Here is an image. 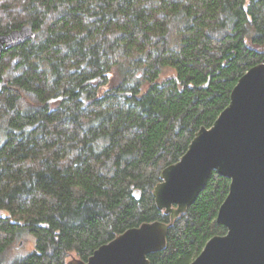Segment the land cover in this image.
Wrapping results in <instances>:
<instances>
[{
    "label": "trees",
    "instance_id": "1",
    "mask_svg": "<svg viewBox=\"0 0 264 264\" xmlns=\"http://www.w3.org/2000/svg\"><path fill=\"white\" fill-rule=\"evenodd\" d=\"M25 25L35 39L0 60V264L87 262L170 223L153 190L264 63V0H0V35ZM230 183L211 175L151 264H191L227 233Z\"/></svg>",
    "mask_w": 264,
    "mask_h": 264
},
{
    "label": "water",
    "instance_id": "2",
    "mask_svg": "<svg viewBox=\"0 0 264 264\" xmlns=\"http://www.w3.org/2000/svg\"><path fill=\"white\" fill-rule=\"evenodd\" d=\"M35 35L28 25L0 35V60ZM5 86L0 81V92ZM214 172L231 182L217 216L227 233L209 240L191 264H264V63L239 79L214 125L201 128L180 161L161 173L153 197L170 223H144L101 246L87 262L72 258L67 264H151L149 256L166 250L169 230Z\"/></svg>",
    "mask_w": 264,
    "mask_h": 264
},
{
    "label": "rangeland",
    "instance_id": "3",
    "mask_svg": "<svg viewBox=\"0 0 264 264\" xmlns=\"http://www.w3.org/2000/svg\"><path fill=\"white\" fill-rule=\"evenodd\" d=\"M172 74V72H169ZM21 241V240H20ZM35 249V240L33 238L30 237H26L24 238L20 244L15 247V251L13 250V255H15L16 257H20V256H26L27 254L31 253L32 251H34ZM75 258L77 259V257L74 255L73 257L69 258V261Z\"/></svg>",
    "mask_w": 264,
    "mask_h": 264
}]
</instances>
